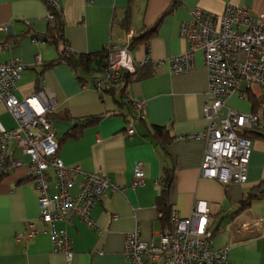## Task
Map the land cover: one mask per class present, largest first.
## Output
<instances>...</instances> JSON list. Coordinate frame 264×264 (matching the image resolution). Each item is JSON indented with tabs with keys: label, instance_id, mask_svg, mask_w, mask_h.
<instances>
[{
	"label": "crops",
	"instance_id": "crops-1",
	"mask_svg": "<svg viewBox=\"0 0 264 264\" xmlns=\"http://www.w3.org/2000/svg\"><path fill=\"white\" fill-rule=\"evenodd\" d=\"M65 25V38L75 54L103 52L108 43L118 47L149 30L166 12L157 32L133 47L139 73L146 77L129 84L127 97L117 100L112 93L95 90L90 75L66 62L43 69L60 56V48L43 40L33 41L49 29L44 0H0V43L9 45L0 52V60L18 58L27 65L17 84L16 94L24 98L44 89L54 94L59 155L67 166H80L86 172L105 171L111 182L126 187L124 193L113 190L92 210L98 228L75 217L56 222V229L72 239L73 255L67 262L63 253L53 249L49 227L40 219L39 192L29 177V156L13 142L12 158L24 164L0 178V264H126L125 237L139 229L145 242L159 244L163 231L157 209L161 180L167 168H173L169 199L174 212L192 213L197 200L208 202L213 243L229 246L235 264H264V137L253 138V152L248 164L247 181L225 185L201 174L206 150L204 139H186L206 125L203 108L209 94L208 70L201 51L195 53V67L188 73L174 75L168 59L189 50L180 37L181 24L191 19L195 7L221 14L228 3L264 11V0H58ZM130 18L127 21V13ZM40 60H37V57ZM260 86H252L249 95H233L220 109L225 117L230 108L242 113L261 112L253 99ZM130 97L145 102L141 117ZM91 116L101 119L71 136L79 120ZM155 125L165 127L173 137L163 142L155 134ZM134 133L129 134V127ZM16 127L13 115L0 102V132ZM142 163L146 183L131 186L134 169ZM53 175V170L50 169ZM82 181L77 177L74 192ZM54 177L51 184L54 185ZM261 190L249 207L238 210L250 192ZM34 223L39 230L32 238L18 239ZM254 223V233L242 223Z\"/></svg>",
	"mask_w": 264,
	"mask_h": 264
},
{
	"label": "built area",
	"instance_id": "built-area-1",
	"mask_svg": "<svg viewBox=\"0 0 264 264\" xmlns=\"http://www.w3.org/2000/svg\"><path fill=\"white\" fill-rule=\"evenodd\" d=\"M47 1V19L51 20L54 14L49 6L57 10L62 8L58 0ZM1 29L4 26L0 25ZM179 34L190 48L168 59L170 72L174 75L190 72L195 67V53L201 51L208 70L211 95V100H207L203 108L206 127L184 138L206 141L200 167L203 176L215 178L225 185L244 183L254 145L253 139L243 133L260 130L262 124L264 130V119L256 113L246 114L232 108L225 117L219 112L231 96L246 98L252 86L258 85L264 113V11L254 14L248 8L232 3L226 4L221 14L195 7L191 19L181 24ZM8 47L0 43V52ZM105 49L108 58L104 66L90 74L95 90L100 94L117 86L124 72L133 73L137 68L130 40L120 47L108 43ZM37 60H40L39 56ZM26 69L27 65L18 58L0 60V102L16 121L15 128L0 132V178L24 164L23 160L12 158L15 141L30 158L29 177L39 192L40 219L49 227L53 249L63 253L70 262L72 239L65 231L56 229V222L77 217L88 226L98 228L92 217L93 208L111 191L124 193L126 187L114 185L103 170L86 172L80 166L64 163L59 155L54 94L44 89L24 98L16 94L18 81ZM130 100L144 118L145 102L131 97ZM134 131L130 126L128 133ZM78 176H82V181L74 192ZM53 177L54 185L51 184ZM145 183L143 164L137 163L131 186L139 187ZM210 214V206L205 200H197L189 216L174 212L172 228L162 231L159 244L143 241L138 228L129 232L125 237L126 264H235L230 258L228 245L214 246ZM244 229L254 233V223L236 226L238 234ZM37 233L38 228L30 222L17 238H32Z\"/></svg>",
	"mask_w": 264,
	"mask_h": 264
},
{
	"label": "trees",
	"instance_id": "trees-1",
	"mask_svg": "<svg viewBox=\"0 0 264 264\" xmlns=\"http://www.w3.org/2000/svg\"><path fill=\"white\" fill-rule=\"evenodd\" d=\"M45 4L48 3L47 0H44ZM179 3V0H174L173 6H176ZM50 10L53 11L54 17L49 20V29L46 34L38 37L35 36L33 39L43 40L49 43H54L60 48V56L56 60L44 64L43 69L50 68L52 66H55L61 62H66L69 64L72 68L78 69L81 68L87 73L88 75L92 74L93 72L98 71L100 68L96 64L97 61L100 62V67H103L105 64V60L108 58V51L106 49L103 50V52L100 53H87V54H75L74 52L70 51V47L66 42L65 38V25L63 20V15L61 10L54 9L53 7L49 6ZM166 12L149 30H147L145 33L140 34L139 37L135 38L133 41H131V47L133 48L135 45L141 43V42H147L158 30L159 25L163 19V17L167 14ZM127 21L130 18L129 12L127 13ZM147 74L139 73L138 69H136L133 73H128L127 76H123L118 85L111 87L105 91L108 93H112L118 97V101L125 99L127 97V91L128 86L130 83L143 79L146 77ZM254 106H259L261 109V112H253L258 114L261 119H264V113H263V106L260 103V98L253 99ZM101 119V116H91L87 117L85 119L79 120L76 125L73 128V131L70 133L71 136H75L77 133V130H81ZM263 126V124H262ZM260 127V130L257 131H251V132H244V136H248L251 139L255 137H264V130L263 127ZM156 136L163 140V142H170L173 137L169 135L168 130L159 125H155L154 127ZM61 144V141H60ZM174 179V170L173 168H167L165 170L164 176L161 180V191L157 198V209L159 213V219L162 224L163 230L171 229L172 223L171 219L174 214L173 205L170 203V187L171 183ZM261 193V190H254L250 191L239 203L238 210L235 212L238 214L240 211L246 209L249 207L251 202L259 197ZM214 234V232H213Z\"/></svg>",
	"mask_w": 264,
	"mask_h": 264
},
{
	"label": "water",
	"instance_id": "water-1",
	"mask_svg": "<svg viewBox=\"0 0 264 264\" xmlns=\"http://www.w3.org/2000/svg\"><path fill=\"white\" fill-rule=\"evenodd\" d=\"M96 64H97V65L99 66V68H100V65H99V64H100V62H99V61H97V62H96ZM127 75H128V73H127V72H124L123 76H127Z\"/></svg>",
	"mask_w": 264,
	"mask_h": 264
}]
</instances>
